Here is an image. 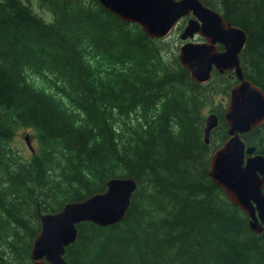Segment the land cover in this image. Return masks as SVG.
Returning <instances> with one entry per match:
<instances>
[{
  "label": "trees",
  "instance_id": "trees-1",
  "mask_svg": "<svg viewBox=\"0 0 264 264\" xmlns=\"http://www.w3.org/2000/svg\"><path fill=\"white\" fill-rule=\"evenodd\" d=\"M200 1L247 32L242 66L264 90V0ZM39 7L51 23L30 2L0 0V264H33L40 215L113 178L138 182L126 217L80 224L70 264H264V234L209 174L229 129L224 106H213L221 122L207 144L206 108L229 97L235 74L196 83L174 41L96 0ZM26 128L39 142L30 158L14 144ZM243 138L264 155V125Z\"/></svg>",
  "mask_w": 264,
  "mask_h": 264
},
{
  "label": "water",
  "instance_id": "water-1",
  "mask_svg": "<svg viewBox=\"0 0 264 264\" xmlns=\"http://www.w3.org/2000/svg\"><path fill=\"white\" fill-rule=\"evenodd\" d=\"M122 21L139 25L151 39H164L184 17L193 15L181 39L196 35L204 43L188 42L181 47L180 62L199 84L208 83L212 72H234L238 80L230 92L224 119L229 139L211 157L210 177L229 201L250 219V228L264 234V155L247 147L242 136L264 125V90L244 74L241 54L248 42L247 32L200 0H96ZM220 47H223L221 50ZM219 126V116L206 119L205 140ZM26 142L33 151L30 136ZM138 189L135 178H114L107 190L81 202L66 204L55 214H41V232L31 252L33 264H70L67 250L79 237V225L92 223L102 228L124 221Z\"/></svg>",
  "mask_w": 264,
  "mask_h": 264
},
{
  "label": "rangeland",
  "instance_id": "rangeland-1",
  "mask_svg": "<svg viewBox=\"0 0 264 264\" xmlns=\"http://www.w3.org/2000/svg\"><path fill=\"white\" fill-rule=\"evenodd\" d=\"M24 3H27L28 1L31 3L32 8L35 12H37L41 17H43L48 23H51L53 21V17L52 15L44 12L42 9H40L39 7V0H23ZM172 41H174V49L176 48V46H178L177 48V53L176 55L179 56V48L180 46L184 43L181 42L180 37H179V33H175L172 38ZM223 102V105H221V103ZM228 103V98L226 97H217L216 100L214 101V103H212V106H209L206 108V115L212 110V107L215 106V108L219 107V106H226V104ZM30 136L31 138V143L33 146V149L36 150L38 148L39 142L38 139L36 137V133L34 130L26 128V129H21L15 139H14V144L16 145V147H18L21 151H23V154L25 155L26 158H30L32 156V152L29 149L27 142H26V137Z\"/></svg>",
  "mask_w": 264,
  "mask_h": 264
}]
</instances>
